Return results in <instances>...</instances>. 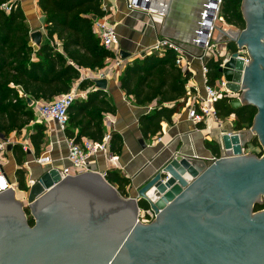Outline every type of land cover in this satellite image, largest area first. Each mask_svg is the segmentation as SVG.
<instances>
[{"label":"water","instance_id":"95a60500","mask_svg":"<svg viewBox=\"0 0 264 264\" xmlns=\"http://www.w3.org/2000/svg\"><path fill=\"white\" fill-rule=\"evenodd\" d=\"M246 4L247 0H241L246 27L235 30L231 40L239 48L255 40L264 52V22H258L259 32L254 35L252 24L256 20ZM93 19L96 18L93 16ZM168 26L169 22L164 23V28ZM197 28L201 29V25ZM194 36L179 40L192 43ZM30 40L38 47L42 41L41 30L31 31ZM249 53L255 58L252 48ZM118 56L126 60L131 53L120 48ZM256 58L264 62V54ZM258 70L264 73V68ZM218 71L229 89L240 92V97L229 100L233 108L245 104L257 108L250 128L231 134L224 131L221 135L219 143L225 154L207 161L178 151L165 158L169 143L165 144L133 176L145 174L153 161L159 160L153 172L136 187L135 197L122 196L100 171L67 175L62 179L55 168L42 170L27 195L35 219L33 226L28 224L23 203L13 191L0 193V226L8 225L0 228V264H124L129 260L146 264L129 249L142 239H147L143 244L148 248L157 240L164 249L173 245L170 250L174 259L170 264H195V261L213 264L208 258V253L215 251L211 243L226 237L218 224L224 215L216 212L236 210L253 229L264 231V226L250 217L254 205L262 202L264 195V153L261 156L242 154V148L252 143L254 137L264 147V96L249 85V65L244 66L239 52H231ZM187 73L184 71V75ZM263 78L264 75L260 78L262 82ZM108 81L106 77L92 79L94 88L104 91L108 89ZM25 100L32 107L34 100L28 96ZM168 128L163 123V130ZM137 144L138 152L150 147L142 136ZM12 146L9 143L7 151ZM0 171H3L1 162ZM141 200L157 214L150 223L137 220ZM228 218L224 220L228 222ZM164 255L170 257L169 252ZM146 259L151 261L153 257L149 253ZM159 263L167 264L162 258ZM223 264L241 263L224 260Z\"/></svg>","mask_w":264,"mask_h":264},{"label":"trees","instance_id":"16d2710c","mask_svg":"<svg viewBox=\"0 0 264 264\" xmlns=\"http://www.w3.org/2000/svg\"><path fill=\"white\" fill-rule=\"evenodd\" d=\"M11 3L6 12L1 5ZM103 0H36L43 15V27L46 40L37 50L30 44V28L18 0H0V136L6 137L32 122L33 130L29 140L34 155L39 156L47 135L45 126L35 121L32 107L27 106L25 97L34 101L52 100L66 93L80 78L82 70L97 71L104 68L106 60L114 55L104 48L99 37L93 31V23L104 15ZM241 0H222L221 16L231 27L243 30L245 20L241 11ZM93 16L96 18L93 19ZM56 39L60 43H56ZM229 51H237L234 42L228 43ZM208 81L213 84L222 76L218 71L219 62L213 58L207 61ZM189 72L184 75L176 65V53L172 50L145 53L142 57H130L119 74V87L126 98L137 106L152 108L138 117L141 136L147 141L163 131V124H172L173 117L185 105L186 82ZM80 89L93 87L92 79H83ZM23 93L24 96H20ZM183 99V100H182ZM218 117L226 121L233 117L232 130L245 131L251 127L257 108L251 104L233 108L229 100L221 98L215 104ZM116 106L108 99L107 91L89 90L85 99L75 100L68 108V121L64 135L79 142L82 138L100 141L105 134L103 123L105 115L116 114ZM110 151L119 157L123 150L122 136L115 131L110 136ZM257 156H261L258 138ZM204 146L216 157L220 156L215 141H205ZM17 168L15 178L19 189H26V169L24 162L28 153L20 144L11 148ZM105 179L122 196H128L127 187L131 179L119 170L107 169ZM139 207L147 209L146 201H139ZM257 204L255 209H261ZM25 210H29L25 208ZM29 225L34 224L30 217Z\"/></svg>","mask_w":264,"mask_h":264},{"label":"built area","instance_id":"2783aa9c","mask_svg":"<svg viewBox=\"0 0 264 264\" xmlns=\"http://www.w3.org/2000/svg\"><path fill=\"white\" fill-rule=\"evenodd\" d=\"M222 0H206L203 6V11L201 13V19L198 24L201 25V29L197 28L195 31V36L193 42L190 43L193 47H199L201 52L197 55V59L201 63V74L203 77V93H200L198 89L186 82V95L183 98L187 105V118L194 124L198 125L202 123L206 118L214 120L220 127H222L223 120L218 117L217 109L215 104L221 98H226L228 100L240 97V92H234L227 87V81L222 75L217 78L213 84L208 81L209 68L207 66V61L213 58L215 61L219 62V67H222L225 62H227L230 55L228 50L226 54L220 56V49L218 48L219 42H221L224 37L230 36L228 41H232L231 37L233 35L229 34L228 31H235L233 28H228L221 16L220 7ZM2 9L8 12L11 9V3L9 1L2 3ZM128 10L133 12L144 13L149 16H158L159 18H164L168 13V0H129L126 3ZM102 8L104 10V15L96 19L93 23V31L99 37L101 44L107 50L113 53V57L110 58L111 62L106 67L99 69L97 71H90L88 69L82 70L80 78L74 83L70 90L66 93L55 96L52 100H37L34 101L32 105L33 114L35 116V121L42 123L45 126V134L49 135L50 127L49 124L53 122L55 128L58 132L64 134L65 128L68 121L67 110L69 106L78 99H85L89 90H95L94 86L90 89H80L79 83L83 79H93L106 77L108 79L117 76L125 63L130 59H120L118 56V44L119 39L116 31V25L112 23L108 18V6L102 3ZM112 8V7H111ZM208 24H207V23ZM226 44V43H225ZM165 50H172L176 53V65L181 68V70L191 71V54L187 52L184 44L176 42L170 38L164 36H158L156 38L155 44L144 53L150 52H164ZM243 55L244 66L248 63V57L245 54L243 48H237V51ZM139 54L137 57H142ZM223 57L222 61L221 58ZM182 99V100H183ZM152 107H150L151 109ZM149 109V110H150ZM233 118L229 117L228 119ZM113 120L112 115H105L104 125L106 131L104 136L100 141H93L89 138H82L81 141L77 142L73 138L64 137V142L66 145V152L63 156H60L57 161L59 164H54L52 158L49 155L34 156L32 161H25L24 168L26 169V189H19L18 183L16 181H10L8 176L4 171H0V193L10 189L13 193H19L21 196L18 198L22 201L24 205L29 204L27 195L30 187L37 181L30 176V165L36 163L39 166H45L43 171H49L50 169H57L60 178H65L68 176H76L83 174L85 172L98 171L97 162L99 157H102L107 165V169H115L124 171V167L121 165L117 156L113 155L110 151V136L111 129L110 124ZM25 129H22L21 133H24V137L17 142L13 141V136H16L15 132L10 133L8 136H0V162L2 163L3 156L7 152V145L10 144H20L22 149L30 154H34V149L31 141L29 140V133L25 134ZM228 134L231 131H225ZM224 133V132H223ZM162 134L156 136L154 140L158 143L162 140ZM65 136V135H64ZM258 145L255 143H250L242 148V154H249L258 152ZM225 151L223 150V154ZM106 169V170H107ZM105 175V172H103ZM157 214L148 207L147 209L139 208L137 211V220L140 223H150L156 218Z\"/></svg>","mask_w":264,"mask_h":264},{"label":"crops","instance_id":"0c3cea01","mask_svg":"<svg viewBox=\"0 0 264 264\" xmlns=\"http://www.w3.org/2000/svg\"><path fill=\"white\" fill-rule=\"evenodd\" d=\"M24 11L30 32L33 30H41L43 43L46 40V32L43 27V15L40 12L36 0H18ZM129 0H103V4L108 6V18L116 25V31L119 39L118 50L120 48L131 53V57L136 58L142 52H147L151 46L155 44L158 36L170 38L176 42L184 44L185 49L191 54V71L187 82L194 85L200 93H203V77L201 74V63L197 59V55L201 52L199 47H193L190 43L180 41L179 39L193 37L201 19V13L206 0H168V15L164 18L158 16H149L140 12H133L127 9L126 3ZM112 7V8H111ZM169 22V26L164 28V23ZM166 33V34H165ZM168 34V35H167ZM56 43H60L56 39ZM30 44L37 50V46L30 40ZM227 52V47L223 46ZM222 51V50H221ZM110 59L106 60L104 67L109 65ZM120 74V73H119ZM119 74L108 79V99L116 106V114L110 124L111 131L118 132L122 136L123 150L118 157L124 171L131 179V185L128 187L130 197L136 196V187L151 174L157 167L159 160L153 161L154 164L145 174L133 178L138 170L143 166L161 146L168 144V150L165 158L173 152H182L187 155H196L207 161H211L216 156L204 146V142L215 141L220 150L223 148L219 143L220 137L224 131L232 130L233 118L227 119L220 127L214 120L206 118L202 123L194 125L187 118V105L173 117L172 124H168L167 131L163 130L162 140L155 143L156 137L146 142L150 147L142 152L139 151L137 139L141 137L138 127V117L149 111L150 106H137L133 104L124 91L119 87ZM37 122V121H36ZM164 122H162L163 124ZM32 122L29 132L33 130ZM50 133L47 135V142L43 145L40 155H49L54 164H59L57 159L66 152L64 142V134L57 131L55 124H49ZM28 132V133H29ZM20 139L24 137V133L19 134ZM34 154H28L26 161H32ZM164 158V159H165ZM3 171L10 181H15V170L17 164L15 162L12 151L8 150L6 156L2 160ZM45 166H39L36 163L30 165V176L37 179ZM107 165L102 157L97 162V170L105 172Z\"/></svg>","mask_w":264,"mask_h":264},{"label":"flooded vegetation","instance_id":"af4514ba","mask_svg":"<svg viewBox=\"0 0 264 264\" xmlns=\"http://www.w3.org/2000/svg\"><path fill=\"white\" fill-rule=\"evenodd\" d=\"M246 7H248V11L251 17L254 18V20H256V22L252 24L253 25L252 30L254 31V35L255 34L258 35V32H259L258 22H264L263 21L264 20V0H247ZM259 18L263 20L261 21V19ZM245 27H246V21H245ZM251 36L253 35L251 34ZM236 47H237V44H236ZM249 48H252L255 58L249 53ZM243 50L245 51V54L248 57V63H247V65H249L248 83L252 87V90L254 92H256L257 94L261 93L264 96V82H262V80L260 79L262 78L264 73H260V71L258 70V68H261V69L264 68V62L261 63L260 60L256 58V56L260 58V56H262L264 52L260 49V46L258 45V43H256L255 40L249 41L248 45L246 44L245 46H243ZM231 52L232 51H230V53ZM257 204H263V207L261 209H255V206ZM23 207H24V212L26 215L27 222L29 221L31 217L35 224V219L31 214V209L28 206V204L26 205L23 204ZM25 208H28L29 210H25ZM263 209H264V195H263L262 202H257L254 205V208L250 214V217L252 218V220L261 226H264V210ZM221 212H216L215 214L224 215V216H221V220L220 222H218V224L220 228L219 230H221L224 234H226V237L215 239L214 242L211 243V246L214 245L215 251H210L208 253L209 255L208 258L210 262H212L213 264H223V261L227 260L230 262L241 263V264L242 263L264 264V231L259 230V229H253V226H251L248 222H246L243 216H241V214H239V212L236 210H233L232 213H223V211ZM259 213H263V214H259ZM225 218H228V222L224 220ZM7 226H8L7 223H4L2 226H0V228H6ZM228 236H230V238H227ZM144 240L147 242V239L137 240L135 244L129 247V249H132L136 255H139L141 260L144 261L146 264H149V263L157 264L160 258H162L163 261H166L167 264H170L172 259H174V255L172 251L170 250L173 247V245L169 244L168 249H164L160 245L158 240L157 242L153 240L154 242L152 246L148 248L146 244H143ZM194 247L196 248V251H197V246H194ZM199 251L201 254H203L202 250H199ZM165 252L170 253L169 258H167L164 255ZM149 253L153 257L151 261L146 259V256ZM194 263L195 264H207L206 262L197 263V261H195ZM124 264H136V261L129 260L128 262H125ZM159 264H162V263H159Z\"/></svg>","mask_w":264,"mask_h":264},{"label":"rangeland","instance_id":"374dc122","mask_svg":"<svg viewBox=\"0 0 264 264\" xmlns=\"http://www.w3.org/2000/svg\"><path fill=\"white\" fill-rule=\"evenodd\" d=\"M220 12H221V7H220ZM228 28H233V30H237V28H234V27H231V26H229ZM234 34V33H233ZM232 34V35H233ZM228 38H230V36L228 37V36H226V37H224V39L221 41V42H219V45H218V48L220 49V56H222V54L224 55V54H226L225 53V49H222L223 48V46H226L227 47V51H228V43L229 42H234V43H236L235 41H228ZM226 43V44H225ZM243 48V47H242ZM222 59H223V57L221 58V61H222ZM25 130H24V132H25V134H28V132H29V127H25L24 128ZM19 138H20V136H19V134H17L16 133V136L14 135L13 136V141L14 142H17V140H19ZM258 138V137H257ZM45 142H47V139L45 140ZM253 143V142H252ZM258 143L261 145V155L264 153V147L262 146V144H261V142L259 141V139H258ZM16 144H18V143H16ZM257 145V144H256ZM7 153V152H6ZM6 156V154H4V156L3 157H5ZM120 171V170H119ZM123 175H125V176H127V174L125 173V171H120ZM28 173V172H27ZM27 173H26V176H27ZM127 177H129V176H127ZM131 185V184H130ZM127 190H128V187H127ZM128 192V191H127ZM16 196L19 198L20 196L18 195V193L16 194ZM128 196H129V194H128ZM128 196H125V197H128Z\"/></svg>","mask_w":264,"mask_h":264},{"label":"bare ground","instance_id":"6f19581e","mask_svg":"<svg viewBox=\"0 0 264 264\" xmlns=\"http://www.w3.org/2000/svg\"><path fill=\"white\" fill-rule=\"evenodd\" d=\"M228 33L232 35L234 32L233 31H228ZM233 36L235 37V33L233 34ZM18 195L21 196L19 193H18Z\"/></svg>","mask_w":264,"mask_h":264}]
</instances>
